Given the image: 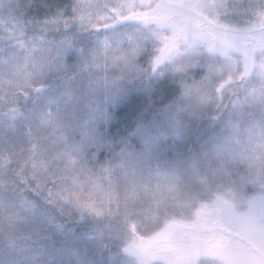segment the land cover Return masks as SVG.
Wrapping results in <instances>:
<instances>
[{"label": "rangeland", "instance_id": "1", "mask_svg": "<svg viewBox=\"0 0 264 264\" xmlns=\"http://www.w3.org/2000/svg\"><path fill=\"white\" fill-rule=\"evenodd\" d=\"M71 4L76 5L78 19L100 29L114 27L104 23L111 16L132 23L123 42H109L107 51L89 54L94 69L103 73L95 99L104 98L109 84L118 86L121 74L135 71L148 44L155 70L173 67L184 75L186 104L203 102L214 86L221 99L224 94L233 96L226 130L202 162L218 173L244 167L239 188L232 197L220 196L169 221L145 240L132 236L125 247V264H264V222L257 213L264 206V0H74ZM10 14L0 16L4 53L10 50L16 56L41 47L27 37L25 21ZM62 102L64 98L52 103L46 116ZM108 105L105 99V112ZM166 134L171 137L174 132L167 129ZM100 141L101 123L91 124L76 143L72 163L82 164L85 179L79 188L77 183L66 188L68 195L94 211H104L117 198L120 173L123 194L130 200L150 194L160 202L179 201L176 187L182 172L142 169L140 163L151 148L130 138L101 158L96 150ZM214 238L223 240L220 248L209 246Z\"/></svg>", "mask_w": 264, "mask_h": 264}, {"label": "trees", "instance_id": "2", "mask_svg": "<svg viewBox=\"0 0 264 264\" xmlns=\"http://www.w3.org/2000/svg\"><path fill=\"white\" fill-rule=\"evenodd\" d=\"M73 1L60 0L67 4ZM31 2L33 0H0V16L12 13L25 21L24 5ZM24 27L27 31V26ZM6 52H10L11 55L6 56L4 50L0 48V186L8 178L9 167L42 183L54 173L56 183L59 185L60 199L72 204L95 224L103 226L101 236L107 239L93 241L89 238L88 243L97 251L102 250L101 244L112 245L110 254L115 258L114 264H125L127 260L125 247L132 236L145 240L167 226L169 221L209 205L220 196L232 197L239 188L244 167L238 166L231 172L218 173L207 168L202 162L204 156L213 150L226 130L231 116L229 112L233 110V96L224 94V98L221 99L214 86L209 87V96L203 102L188 105L183 96L187 81L184 75L175 71L173 67L155 70L152 66L153 72L162 70L163 73L175 77L179 86L177 107L187 114L186 119L191 131L174 150L158 153L151 149L140 165L146 173L182 172V179L178 181L176 187L179 201L168 198L160 202L150 194H143L135 200H130L123 194L124 183L122 184L121 174L113 170L114 174H119L117 187L120 188L117 198H113L108 206L104 207V211L92 210L86 203L75 200L65 191L76 183L78 188L84 183L82 167L80 170L82 164L76 167L72 162L78 147L76 143L84 138L93 124L87 117L86 102L78 90L79 85L69 82L58 93L49 94L47 90L41 93V96L49 95L50 105L61 98H64V102L59 107L52 108L50 117L42 114L38 120L30 123L22 118V105H16L15 97L25 95L35 97L45 86L44 77L50 71H59L63 77L70 73L62 70V64H57V53L51 49L36 47L21 51L16 56L10 50ZM144 52H150L149 44L142 48L140 59ZM67 60L71 64L78 62L76 55L69 56ZM93 65L90 55L87 56L83 61L81 79L85 85L91 79L94 91L102 85L99 83L96 87L98 80L103 78V73L94 69ZM143 83L146 85L147 81ZM119 85L128 86L121 80ZM128 87L136 90L140 89L142 84L138 81ZM28 106L31 107L32 102H29ZM109 107L110 105L107 106L106 112ZM100 123L101 127H105L103 120ZM5 139L9 143H2ZM45 145L54 147L55 153L47 151ZM107 151L108 149L99 152L100 157L103 158ZM90 164L95 166L93 162ZM75 176L78 182H75ZM48 187H51V184ZM3 210L4 201L0 200V264H47L48 257L41 253V242H33L28 231L11 227ZM52 235L55 236V233ZM42 243L48 245L50 249L55 243L56 247L60 248L57 259L62 260L63 264H84L82 245H74L68 241L61 247L58 236L54 241L45 238ZM96 258L99 259V256Z\"/></svg>", "mask_w": 264, "mask_h": 264}, {"label": "snow or ice", "instance_id": "3", "mask_svg": "<svg viewBox=\"0 0 264 264\" xmlns=\"http://www.w3.org/2000/svg\"><path fill=\"white\" fill-rule=\"evenodd\" d=\"M24 10L27 37L31 38L33 44L39 43L44 49L55 51L57 64H62V70L70 74L63 77L59 71H50L44 77L45 86L35 97H15L16 105H22V118L30 123L38 120L51 106L49 95L40 94L45 90L49 94L58 93L72 82L79 85L78 90L86 102L87 117L93 124H99L102 120L104 122L98 152L122 147L130 138H135L143 147L163 153L174 150L189 135L191 127L186 119L187 114L177 107L179 86L176 79L162 70L153 72V53L144 52L134 72L127 76L121 74L123 84L129 86L139 81L142 84L140 89L109 84L104 98L97 100L92 80L89 79L85 85L81 79L84 59L89 54L107 51L109 42H123L131 32V21L120 22L117 17L111 16L104 23H112L114 27L100 29L78 19L75 4L60 0H33L24 5ZM7 47L13 46L9 44ZM5 55L11 53L5 52ZM72 55L78 58L76 64L67 60ZM105 79L108 80L107 75ZM144 81H147L146 85ZM105 99L110 105L107 112L103 107ZM29 102H32L31 107L28 106ZM167 129H172L174 135L169 137ZM2 143L7 144L9 141L5 139ZM45 148L53 154L56 151L48 145ZM49 184L51 187H48ZM58 191L59 185L54 173L42 183L9 167L8 178L0 186V200L4 201L3 211L10 226L28 231L33 242H41V253L48 257L47 264H63L62 260L57 259L60 248L53 243L50 249L42 243L45 238L54 241L57 236L61 240V247L68 241L83 246L84 264H114L115 258L110 254L112 245L101 244L102 250L97 251L88 243L89 238L93 241L107 239L101 236L103 226L95 224L86 214L60 199ZM13 217L16 219L12 220Z\"/></svg>", "mask_w": 264, "mask_h": 264}, {"label": "water", "instance_id": "4", "mask_svg": "<svg viewBox=\"0 0 264 264\" xmlns=\"http://www.w3.org/2000/svg\"><path fill=\"white\" fill-rule=\"evenodd\" d=\"M257 213L260 221L264 222V206L257 208ZM223 245V240L219 238H214L209 242V246L213 249L220 248Z\"/></svg>", "mask_w": 264, "mask_h": 264}]
</instances>
